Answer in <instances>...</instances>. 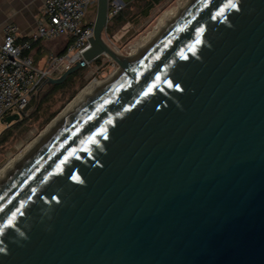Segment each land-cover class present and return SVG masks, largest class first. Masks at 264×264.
<instances>
[{
    "label": "water",
    "instance_id": "95a60500",
    "mask_svg": "<svg viewBox=\"0 0 264 264\" xmlns=\"http://www.w3.org/2000/svg\"><path fill=\"white\" fill-rule=\"evenodd\" d=\"M107 24L84 59L124 72L0 181V264H264V0H195L131 64Z\"/></svg>",
    "mask_w": 264,
    "mask_h": 264
},
{
    "label": "built area",
    "instance_id": "2783aa9c",
    "mask_svg": "<svg viewBox=\"0 0 264 264\" xmlns=\"http://www.w3.org/2000/svg\"><path fill=\"white\" fill-rule=\"evenodd\" d=\"M135 0H107V18L115 17ZM97 0H44L36 32L30 40L20 41L16 26L6 28L0 42V123L7 116L23 117L31 100L47 81L60 78L67 70L79 63L87 69L96 63L84 59L93 38L94 20H89L88 10ZM66 37L68 43L58 54L50 55L39 67L29 52L34 42L52 41Z\"/></svg>",
    "mask_w": 264,
    "mask_h": 264
},
{
    "label": "rangeland",
    "instance_id": "374dc122",
    "mask_svg": "<svg viewBox=\"0 0 264 264\" xmlns=\"http://www.w3.org/2000/svg\"><path fill=\"white\" fill-rule=\"evenodd\" d=\"M181 1V0H180ZM179 0H163L154 7L145 18L141 16L140 4L133 5L127 22L117 28L111 27L106 33L103 32V39L106 44L118 51L121 55L128 57L131 53V47L140 41L141 38L152 33L154 27L162 15L177 6ZM96 14V5H92L88 10L89 20H94ZM118 66L107 56L100 58L91 67L84 69L78 78H76L67 91L54 94L43 105L41 111L34 113L33 104L28 107L26 116L19 119V122L12 123L10 126L0 123V136L6 131L11 132L9 139L0 145V168L6 161L18 153L34 137H36L48 125L60 111L92 80H103L113 73ZM83 85V86H82ZM77 90L71 98L73 91ZM56 115L46 123V120L53 113ZM6 134V133H5Z\"/></svg>",
    "mask_w": 264,
    "mask_h": 264
},
{
    "label": "bare ground",
    "instance_id": "6f19581e",
    "mask_svg": "<svg viewBox=\"0 0 264 264\" xmlns=\"http://www.w3.org/2000/svg\"><path fill=\"white\" fill-rule=\"evenodd\" d=\"M195 0H179L176 7L166 11L158 20L157 25L154 27L152 33L148 36L141 38L138 43L131 47V53L128 57L121 55L115 49L112 53L122 62L131 64L136 58L159 36V34L168 27L172 21ZM124 71L118 67L111 75L103 80L94 79L88 83L76 96L60 111V113L48 124L46 127L34 137L27 145H25L18 153L9 158L6 163L0 168V181L33 149L38 143L58 124L60 123L72 110L79 104L86 100L89 96L103 87L110 81L119 77Z\"/></svg>",
    "mask_w": 264,
    "mask_h": 264
},
{
    "label": "crops",
    "instance_id": "0c3cea01",
    "mask_svg": "<svg viewBox=\"0 0 264 264\" xmlns=\"http://www.w3.org/2000/svg\"><path fill=\"white\" fill-rule=\"evenodd\" d=\"M44 0H0V42L8 26L14 25L20 41L30 40L36 32ZM68 43L66 37L52 41L40 40L32 44L29 52L34 64L41 67L53 54L61 53Z\"/></svg>",
    "mask_w": 264,
    "mask_h": 264
},
{
    "label": "trees",
    "instance_id": "16d2710c",
    "mask_svg": "<svg viewBox=\"0 0 264 264\" xmlns=\"http://www.w3.org/2000/svg\"><path fill=\"white\" fill-rule=\"evenodd\" d=\"M162 1L163 0H135L132 2H127L124 9L121 12H119L115 17H113L112 19L109 20L107 27H106V30H105L106 33L108 32V30L111 29V27L117 28V27L121 26L122 24H124L125 22H127V18L130 15L131 7L134 4L135 5L140 4L139 6H137V8L140 9V12L142 13L141 16L143 18H145L149 15L150 11L154 7L159 5ZM99 60L100 59H97L96 62H99ZM83 70L84 69H80V70L75 71L74 73L70 74L66 78V80L60 85H45L42 88V90H40L38 95L31 100L28 107H30V105L33 104L34 113L35 114L39 113L41 111V109L43 108V105L49 100L50 97H52L54 94H56L58 92L67 91L65 89H68L71 87L73 81L80 76V73ZM76 92H77V90L73 91L71 98L75 95ZM28 107L26 108L23 117L26 116ZM56 113L57 112L51 114L49 116V118L46 120V123L49 122V120H51L56 115ZM10 135H11V132H9V131L4 132L2 134V136H0V145L4 144L9 139Z\"/></svg>",
    "mask_w": 264,
    "mask_h": 264
},
{
    "label": "snow or ice",
    "instance_id": "6c2138e0",
    "mask_svg": "<svg viewBox=\"0 0 264 264\" xmlns=\"http://www.w3.org/2000/svg\"><path fill=\"white\" fill-rule=\"evenodd\" d=\"M233 7H234V5H233Z\"/></svg>",
    "mask_w": 264,
    "mask_h": 264
}]
</instances>
